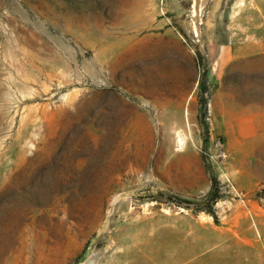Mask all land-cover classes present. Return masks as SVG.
Here are the masks:
<instances>
[{"label": "rangeland", "instance_id": "374dc122", "mask_svg": "<svg viewBox=\"0 0 264 264\" xmlns=\"http://www.w3.org/2000/svg\"><path fill=\"white\" fill-rule=\"evenodd\" d=\"M0 264H264V0H0Z\"/></svg>", "mask_w": 264, "mask_h": 264}, {"label": "crops", "instance_id": "0c3cea01", "mask_svg": "<svg viewBox=\"0 0 264 264\" xmlns=\"http://www.w3.org/2000/svg\"><path fill=\"white\" fill-rule=\"evenodd\" d=\"M253 47H254V46L250 47V49H251V50H254V48H253ZM257 47L259 48V45H258V46H256V48H257ZM258 48H257V50H258Z\"/></svg>", "mask_w": 264, "mask_h": 264}, {"label": "trees", "instance_id": "16d2710c", "mask_svg": "<svg viewBox=\"0 0 264 264\" xmlns=\"http://www.w3.org/2000/svg\"><path fill=\"white\" fill-rule=\"evenodd\" d=\"M210 197H211V198H213V196H212V195H209L207 198L209 199ZM205 200H206V199H205Z\"/></svg>", "mask_w": 264, "mask_h": 264}, {"label": "bare ground", "instance_id": "6f19581e", "mask_svg": "<svg viewBox=\"0 0 264 264\" xmlns=\"http://www.w3.org/2000/svg\"><path fill=\"white\" fill-rule=\"evenodd\" d=\"M35 81V80H34ZM47 88V87H46ZM48 89V88H47ZM29 91V90H28ZM25 94V93H24ZM30 95V94H29ZM25 96V95H24ZM23 97V96H22Z\"/></svg>", "mask_w": 264, "mask_h": 264}]
</instances>
